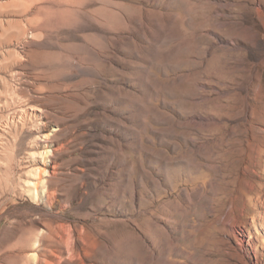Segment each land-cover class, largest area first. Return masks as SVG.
<instances>
[{"label": "rangeland", "instance_id": "374dc122", "mask_svg": "<svg viewBox=\"0 0 264 264\" xmlns=\"http://www.w3.org/2000/svg\"><path fill=\"white\" fill-rule=\"evenodd\" d=\"M0 264H264V0H0Z\"/></svg>", "mask_w": 264, "mask_h": 264}]
</instances>
